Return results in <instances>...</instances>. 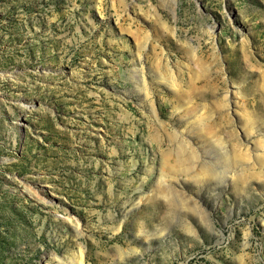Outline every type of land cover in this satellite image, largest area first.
Instances as JSON below:
<instances>
[{"label":"rangeland","instance_id":"1","mask_svg":"<svg viewBox=\"0 0 264 264\" xmlns=\"http://www.w3.org/2000/svg\"><path fill=\"white\" fill-rule=\"evenodd\" d=\"M79 250L264 264V0H0V264Z\"/></svg>","mask_w":264,"mask_h":264},{"label":"bare ground","instance_id":"2","mask_svg":"<svg viewBox=\"0 0 264 264\" xmlns=\"http://www.w3.org/2000/svg\"><path fill=\"white\" fill-rule=\"evenodd\" d=\"M168 83H169L171 86L175 85L174 82H173V80H169ZM24 188H25V190H26L29 194H31L32 196H34V197H36V198H39V199H41V200H45L43 197L38 196V194H40V190H39V188H37V187H35V186H32V185H25ZM68 220H69V222H71V223L73 222V220H72L71 218H69ZM75 227H76V229L78 228V225H77L76 222H75ZM46 261H47V260H46ZM75 261H76V263H73V264H83V263H82V262H83V254H82V251H81V250L78 251V254H77V256L75 257Z\"/></svg>","mask_w":264,"mask_h":264}]
</instances>
